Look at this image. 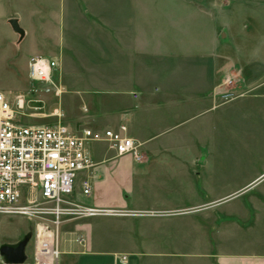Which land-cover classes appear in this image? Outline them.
I'll return each instance as SVG.
<instances>
[{
	"label": "crops",
	"instance_id": "1",
	"mask_svg": "<svg viewBox=\"0 0 264 264\" xmlns=\"http://www.w3.org/2000/svg\"><path fill=\"white\" fill-rule=\"evenodd\" d=\"M13 16L19 45L56 59L57 83L84 109L65 114L69 127L126 122L143 145L141 162L91 146L95 167L80 176L91 194L79 184L77 195L120 214L65 221L60 264H264V188L235 198L264 165L238 176L253 152L222 148L264 118V0H0L1 23ZM26 220L0 226V245L33 234Z\"/></svg>",
	"mask_w": 264,
	"mask_h": 264
},
{
	"label": "built area",
	"instance_id": "2",
	"mask_svg": "<svg viewBox=\"0 0 264 264\" xmlns=\"http://www.w3.org/2000/svg\"><path fill=\"white\" fill-rule=\"evenodd\" d=\"M58 68L56 59L34 56L28 62V79L46 93L60 96L62 89L55 81ZM231 83L226 80L227 85ZM233 97L232 92L222 95L224 102ZM25 104V96H18L13 104L0 92V215L23 216L35 222L29 264H60V229L65 221L120 214L86 206L77 195L79 184L83 196L91 194L90 182L80 181L82 173L95 167L91 146L103 142L116 158L131 155L141 162L143 145L129 134L126 122L103 131L84 124L71 128L62 122L22 125L17 109ZM120 262L127 264V256Z\"/></svg>",
	"mask_w": 264,
	"mask_h": 264
},
{
	"label": "rangeland",
	"instance_id": "3",
	"mask_svg": "<svg viewBox=\"0 0 264 264\" xmlns=\"http://www.w3.org/2000/svg\"><path fill=\"white\" fill-rule=\"evenodd\" d=\"M37 10V5L32 4L26 11H22L20 14L25 16L23 23L26 25L33 21L37 23L38 15L34 17V12ZM11 19H17V17L13 16ZM10 25V22L6 26L0 21V92L4 93L13 104L16 102L18 96H25V106L17 109L18 120L21 124L26 126H46L62 122L68 125L65 114L69 116L78 111L85 113L84 109H79L76 106L74 102L76 98L75 93H72L67 87L63 89L62 84L60 86L57 83L62 89V94L56 96L54 92L46 93L40 85L29 81L28 62L34 56L29 58L30 48L26 49L28 41L19 45L23 38ZM10 34L14 37L11 38ZM7 57L8 59L6 61ZM58 73L59 71L56 72L55 76L56 82L59 77ZM38 88L41 89L40 92H36ZM231 140L228 145L222 147L223 150L230 148L253 152V156L239 158L238 163L234 165L238 168V176H241L247 171V169H243L245 167L253 166V168H256L264 165V118L260 122L255 121L252 123L250 129L246 132H237V136L235 135ZM263 188L264 180L251 189L240 190L235 198L246 199L254 194L260 193ZM25 220L23 216L0 215V226L6 232H16V230L23 226V221ZM27 224L34 229V221H29ZM28 234L32 233L30 232ZM30 244L32 242L29 243V246ZM29 246L27 248V254ZM31 258L32 255L27 258L25 264L31 263ZM2 263L5 264V260L0 256V264Z\"/></svg>",
	"mask_w": 264,
	"mask_h": 264
},
{
	"label": "water",
	"instance_id": "4",
	"mask_svg": "<svg viewBox=\"0 0 264 264\" xmlns=\"http://www.w3.org/2000/svg\"><path fill=\"white\" fill-rule=\"evenodd\" d=\"M10 24L15 32L23 38L24 31L20 27L17 19L10 20ZM32 240V234H27L16 244L0 245V256L4 258L5 264H25L27 261V247Z\"/></svg>",
	"mask_w": 264,
	"mask_h": 264
}]
</instances>
